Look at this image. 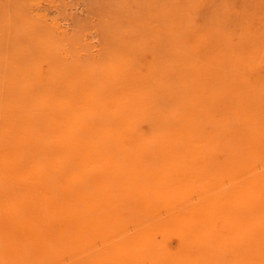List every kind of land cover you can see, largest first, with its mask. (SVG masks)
Returning a JSON list of instances; mask_svg holds the SVG:
<instances>
[{"label": "rangeland", "instance_id": "rangeland-1", "mask_svg": "<svg viewBox=\"0 0 264 264\" xmlns=\"http://www.w3.org/2000/svg\"><path fill=\"white\" fill-rule=\"evenodd\" d=\"M0 88V148H111L117 102L136 114L134 100L143 93L146 102L157 106L181 111L185 105L193 107V130L199 138L208 133L211 142L237 151L236 163L257 165L261 171L264 0H0ZM148 134L139 133V139L161 144ZM186 137L177 139L181 143ZM204 149L209 152V145ZM207 152L206 160L215 155L217 162V154ZM126 166L130 168L117 170L115 177L99 168L104 165L38 166L45 178L44 194L52 199L44 206L50 221L41 234L50 255L43 257L39 248L38 264L91 259L118 264L99 258L103 239L98 234L85 241L76 234V208L71 215L62 213L74 207L71 200L81 207L83 189L107 200L106 216L119 214L129 234L147 220L160 226L157 242L141 264H193L198 252L192 236L183 231L189 204L195 201L192 179L174 172L176 165ZM183 167L178 165V171ZM135 168L136 189L147 183L152 190L148 202L136 196L143 205L130 210L126 198L132 187L125 175ZM115 178L128 183L118 186ZM228 178L218 189L229 188ZM262 207L229 228L242 233L239 243L264 238ZM17 251L16 212L1 207L0 264H19ZM234 257L227 248L217 259L228 264Z\"/></svg>", "mask_w": 264, "mask_h": 264}, {"label": "bare ground", "instance_id": "bare-ground-1", "mask_svg": "<svg viewBox=\"0 0 264 264\" xmlns=\"http://www.w3.org/2000/svg\"><path fill=\"white\" fill-rule=\"evenodd\" d=\"M2 92L0 88V93ZM145 96L146 94L142 93L134 100L136 114H130L123 103L117 102V132L111 148L97 147V151L95 148L78 147L0 148V208H9L16 212L19 264H38L39 248L43 257L50 255L41 234L46 232L45 221H48L44 206L50 204L52 199H47L44 194L45 178L42 172L39 174V165H104L99 168L109 170L113 177L117 176V170L127 171L130 167L126 165H176L174 172L178 175L184 173L185 178L192 179L191 189L195 195V201L189 204L190 209L186 214L183 229L185 236H192L194 248L198 252L193 264H221L217 258L227 248L235 256L228 264H264L263 237L257 236L256 242L239 243L242 233L234 232V229L229 230L231 226L236 227L245 221V215L253 209L257 208L262 212L264 165L261 171H256L257 165H239L233 157L238 154L237 151L230 152L220 141L211 142L214 138L208 133L199 138L198 133L193 130L196 122L193 107L185 105V109L181 111L168 108L164 104L157 106L155 103L146 102ZM1 99L8 97L1 95ZM149 121L158 125L149 124ZM139 133H149L148 135L155 141H160L163 146H151L141 141ZM181 134H186L187 137L179 143L177 138ZM205 145H209V152L217 154V162L213 163L215 155L210 162L206 160ZM178 165L185 166L183 172L178 171ZM130 172L132 175L125 176L130 179L132 191L126 199L127 204H131L129 209L137 210L141 208L140 204L143 205L142 202L149 201L152 188L147 183H141L140 188L137 186L136 189L137 168ZM249 172V178H242ZM225 176H230L229 188L218 189L219 182ZM115 180L118 186L128 183L119 181L118 178ZM173 181L181 182L174 178ZM82 192L81 207L76 205L75 200H71L74 207L72 205L62 211L63 214L71 215L72 208H76L75 211L80 213L76 218V234L82 236L84 241L95 234L102 237L99 258L118 264H141L144 253L151 251L153 243L157 242L155 240L160 234V226L158 229V224L147 220L145 226L138 225L134 227V232L129 234L119 214L111 212L106 216V211L110 208L107 200H102L101 195H92L89 189H83ZM136 196L144 201H140ZM99 203L101 207L96 211ZM65 205L70 206L68 203ZM106 217L108 220L105 222ZM71 221L67 220L68 223ZM172 224L175 225L174 222ZM39 226H43L41 232ZM224 238L229 239L230 244L220 243ZM78 262L96 264L93 259L90 263Z\"/></svg>", "mask_w": 264, "mask_h": 264}]
</instances>
